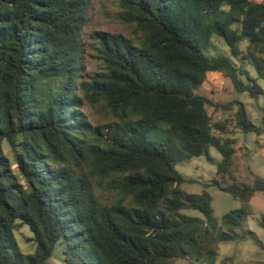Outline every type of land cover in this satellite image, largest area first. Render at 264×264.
Listing matches in <instances>:
<instances>
[{
	"label": "trees",
	"instance_id": "trees-1",
	"mask_svg": "<svg viewBox=\"0 0 264 264\" xmlns=\"http://www.w3.org/2000/svg\"><path fill=\"white\" fill-rule=\"evenodd\" d=\"M91 2L0 0V264H49L59 244L65 264H214L220 242L254 237L244 218L264 177L235 179V139L214 133L225 124L208 106L236 105L237 126L258 134L264 114L257 125L242 101L215 104L197 89L220 72L238 93H264L232 59L249 60L264 79V1L118 0L132 36L97 32L103 69L79 81ZM215 36L230 55H206ZM85 104L103 105L112 121L93 125ZM211 146L222 155L218 173L234 180L217 186L241 202L221 229L209 192L183 193L176 169L200 155L214 162ZM114 176L120 197L104 203L91 178ZM18 221L33 234L32 253L18 242Z\"/></svg>",
	"mask_w": 264,
	"mask_h": 264
},
{
	"label": "rangeland",
	"instance_id": "rangeland-1",
	"mask_svg": "<svg viewBox=\"0 0 264 264\" xmlns=\"http://www.w3.org/2000/svg\"><path fill=\"white\" fill-rule=\"evenodd\" d=\"M254 1L262 2L264 0ZM123 11L118 0H92L88 11L89 20L82 31L84 46L81 52L79 81L89 80L94 72L103 69V63L97 50V32L106 31L132 36L133 24L126 23L120 18V13ZM239 45L242 50H246V41H241ZM206 55L208 57L230 55V51L224 41L215 36ZM232 59L237 66L244 68L252 77L256 78L264 89V79L258 78L257 71L249 60L241 57ZM243 79L247 81L244 76ZM197 92L206 95L215 104L228 103L235 99L242 101L247 108L249 118L257 125H262L264 93L260 94L258 98H253L246 92L238 93L234 89L231 78L220 72L208 73L205 82L197 89ZM83 111L93 125L112 121L103 105L85 104ZM208 111L213 123L222 122L225 124L223 130L215 129L214 133L235 139L236 152L233 164L235 179L241 182L250 181L255 176L264 177V130L260 134L241 130L237 126L236 105L228 110H215L213 106H208ZM4 146L6 153L12 157L9 146L7 144ZM209 153L214 158V162L205 155H200L178 161L176 169L186 178V181L180 185L183 193H201L203 190L209 192L213 214L220 225L219 229H221L223 216L231 210L239 208L241 202L217 186L216 182L226 186L234 180L229 175L218 173L217 162L222 159L221 153L213 146L210 147ZM113 179L118 180L120 176H114L105 181H101L98 177L91 178L97 197L104 203L116 202L120 197L117 189L113 186ZM125 203L129 205L130 201L126 200ZM250 203L252 214L244 218V228L251 230L254 237L246 236L242 239L220 242L214 264H221V261L226 257H230L234 264H264V227L260 224V220L264 216V194L255 193ZM182 213L188 216L203 217L201 211L197 209H184ZM237 232L242 233L241 230ZM15 234L22 250L25 253H32L35 249V242L30 228L18 221ZM62 248L60 244L57 246L54 255L49 259V264H65L61 254ZM191 261L178 258L174 259L171 264H209L196 259ZM230 263L231 261L228 260L227 264Z\"/></svg>",
	"mask_w": 264,
	"mask_h": 264
}]
</instances>
